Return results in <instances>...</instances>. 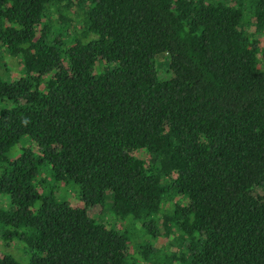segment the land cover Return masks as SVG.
<instances>
[{
    "label": "trees",
    "instance_id": "16d2710c",
    "mask_svg": "<svg viewBox=\"0 0 264 264\" xmlns=\"http://www.w3.org/2000/svg\"><path fill=\"white\" fill-rule=\"evenodd\" d=\"M234 2L0 0V237L29 254L0 264H264V0Z\"/></svg>",
    "mask_w": 264,
    "mask_h": 264
},
{
    "label": "rangeland",
    "instance_id": "374dc122",
    "mask_svg": "<svg viewBox=\"0 0 264 264\" xmlns=\"http://www.w3.org/2000/svg\"><path fill=\"white\" fill-rule=\"evenodd\" d=\"M229 3H235V0H227ZM0 76L4 78H16L21 75L23 65L22 60L17 57H12L4 48L0 49ZM160 71L166 72V69L169 66V56L167 54L161 55V59L159 60L158 64ZM260 66L264 68V58L260 56ZM1 104V103H0ZM26 145V143H21L17 147L14 148L12 155L17 156L22 152L23 146ZM57 188V192L60 196H63L64 194L68 193V197L71 200V202L75 205H81V202L75 198L74 194L69 192L68 190H64L65 187H63L60 184L55 185ZM0 202L4 205H7L9 203V198L7 196L0 195ZM172 203V202H170ZM112 194L110 193L107 199V203L104 206H94L90 208V213L95 218L101 220L102 222L106 223L107 225H117L120 227L123 223L114 216V213L112 211ZM168 206H171L168 204ZM161 228V226H160ZM150 237H146V239H149ZM153 244L157 247L164 248L166 252H171V248H169V242L162 237L156 238L155 240L151 239ZM178 249L176 248H172ZM3 253H11L16 258L20 259L21 261L27 262L29 258V254L25 252V248L23 249V246L20 244H17L16 242L12 241L8 245L5 244L3 240H1L0 237V254Z\"/></svg>",
    "mask_w": 264,
    "mask_h": 264
}]
</instances>
